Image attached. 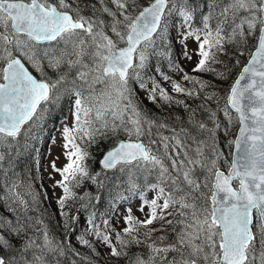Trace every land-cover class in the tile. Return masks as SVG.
<instances>
[{"label": "snow or ice", "instance_id": "1", "mask_svg": "<svg viewBox=\"0 0 264 264\" xmlns=\"http://www.w3.org/2000/svg\"><path fill=\"white\" fill-rule=\"evenodd\" d=\"M173 15L181 18L178 27L186 29L177 38L183 58L192 60L186 42L193 39L198 60L192 72L213 80L185 72L172 58L170 44L157 50V40L164 44L168 39ZM197 15L201 27L194 26ZM230 46L233 55L247 53V62L221 106L214 80L227 79L229 68L221 57L228 56ZM156 55L168 58L169 68L192 87L158 66L160 79L149 76L150 57ZM134 85L153 103L183 106L190 127L152 139L153 127L167 125L148 117L136 102ZM172 93L202 102L193 108ZM61 101L71 117L70 124L68 116L63 118L61 131L68 162L57 167V157L50 167L61 177L54 186L63 190L57 203L66 229L74 232L78 221L64 211L68 202L87 201L81 204L84 210L91 202L88 193L78 197L73 189L85 179L104 187L99 173L90 174L86 164L92 144L127 135L100 163L104 170L127 175L131 195L137 194L136 172H157V182L147 185L156 195L148 200L139 192L138 210L149 209L144 219L128 208L123 228L117 231L106 220L111 231H101L95 212L89 213L76 237L79 244L97 257L98 246L106 247L109 260L124 264H264V0H204L203 8L193 6V0H0V264H61L69 252L97 264L82 256L69 237L67 243L57 241L46 226L37 227L43 221L30 213L40 203V193L32 183L18 181L12 167L10 153L23 127L28 124L30 132L49 106ZM212 101L215 110L209 107ZM197 110L207 122L195 118ZM234 124L239 127L228 141L232 160L225 161V171L218 163L224 157L217 135H227ZM153 145L162 146L163 154H156Z\"/></svg>", "mask_w": 264, "mask_h": 264}, {"label": "rangeland", "instance_id": "2", "mask_svg": "<svg viewBox=\"0 0 264 264\" xmlns=\"http://www.w3.org/2000/svg\"><path fill=\"white\" fill-rule=\"evenodd\" d=\"M141 2L146 3V0H141ZM197 4H199L203 8L204 0H193V6H195ZM205 11H206V9H205ZM197 18L199 19V15H197ZM169 26H170V24L168 21V28H169ZM185 30L186 29H184V28H179L177 31V38H178V33L185 31ZM158 41L159 40H157V42ZM186 43H187L188 52L190 55H192V60H186L183 58V56H182L183 46L177 42L178 53H179V62H178L179 65L184 69L185 72H187L190 75L197 76V77L205 79V80H213L214 78L209 76V75H204V74L192 72V69L195 66V63L198 60V57L196 55L197 43L193 39H189ZM228 51H229L228 56H232L235 61L237 59H239L240 62H243L247 56V53H245L244 56L233 55V47H231V46L229 47ZM221 59L225 60L226 57H221ZM157 60L160 61L159 66H161V71L163 73H166V74L172 76V78L174 80H176L177 82L181 83L182 85H184L186 87H187V85L189 88L192 87V85L190 83H187L182 79L181 74L179 72H176L174 69L169 68L168 58H165V59L159 58ZM33 74L37 75L35 72H33ZM148 75L149 76H156L157 79H160V76L157 72H155L153 74L151 72H148ZM226 80H223V81L214 80V82L217 84L216 93H217V96L219 97V103L221 106H223V104L225 103V98H226L225 97ZM149 87H150V84H149ZM164 87L167 88L169 92H171V84L170 83L165 82ZM134 88H135L136 95H137V101L136 102L146 112L148 117L150 119L155 120L158 123H163V124L167 125L166 128L157 129V128L153 127L152 128V136H151L152 139L159 140L160 134H162L164 136L171 137L173 135L171 129H173V128H175L177 131H179V129L181 127H183V128H189L190 127V125L188 123L189 113L184 109L183 106H181L182 109L177 114L173 113L171 110V105L175 104V103L168 104V103L164 102L165 108H163V110L161 112H159L158 110H153L151 107L152 101H150L147 98V92L140 90L137 85H134ZM205 94H207V93H205ZM172 95L177 100H185L186 103L191 105L193 108H197V105H199L202 102L199 99L184 98L182 94L172 93ZM61 105L63 106V109L66 111L67 116L69 117V124H70L71 117H70L69 112H68V106L64 101H61L60 105H58V106H53L52 109H53V111L58 110ZM50 107L51 106H49V109H50ZM209 107L212 108L213 110H215L216 109V101H212L209 104ZM38 112H39V109H38ZM196 113L198 115L195 117L197 120H204L205 122H207V116L206 115H204L203 118H200L198 111ZM219 118H220L222 124L225 127H228L227 121L225 120L222 112L219 113ZM41 122H42V120L37 121L36 125L34 127H32L31 131L36 129V128H39L41 126ZM29 124H31V122H29ZM211 126L212 125L209 123V127H211ZM238 126H239L238 124H234V125L230 126L227 135H225L223 131L218 132V135H217L218 145H217V147H218V150L223 153V157H224L223 159H221L218 162L219 166L222 170H227L228 163H226L225 161H228V162L231 161V154L230 153L232 150L228 147V141L234 139L235 134H236L237 129H238ZM62 127H63V119L59 120V122L53 127L52 135L47 136L45 138V143H46V147H47V156H46V161L44 164V168H45L44 176H45L47 183H48V185L51 189V192H52V196H53L51 198L52 201H58V199L63 195V190L60 187L54 186L55 181L60 180L61 177L57 173H54L52 171V169L50 167V162L52 160L56 159L57 157H59V160L57 161V167H63L68 162L67 158L63 154L64 153V149H63L64 141H63V138L61 136ZM28 129H29V127H28ZM203 135L206 137L207 134H203ZM127 139H128L127 135H125L123 133H119L117 136H112V137L105 138L102 140L103 141H109L111 143H116L119 140H127ZM142 139L144 140L145 143H147L146 137H144ZM181 139H184L183 135H181ZM187 143L191 146V148L195 147V145L192 144V142L190 140L187 141ZM152 147H153V150L156 152V154H158V155L163 154L162 146L153 145ZM173 155H174V153H173ZM190 155H194V153H192L191 150H190ZM166 163H168V162L166 161ZM86 164H87L88 171L90 172V174L95 176L97 173H99V176L97 177V179L113 180L114 188H116V187L118 188L120 186L121 182H123V187L128 189V183H127L128 177L125 173H120L117 170H113L110 172H103L101 170L96 171V169L93 166L92 160L86 162ZM168 166L171 167L170 163H168ZM7 167H8V164H7V161H5V168H7ZM196 175L201 180H203V173L199 168H197ZM135 176H136V184L138 185L137 194L131 195L129 193L127 195V196H130L129 200L124 201L123 203L116 202V204L114 205L115 207L111 208V211L113 212V214H111V217L108 220V224L110 226H114L117 231H119L121 228H123L125 226L123 217L126 215V209H128V208L132 209L131 214L134 217H138L140 219L145 218V213H147L149 211V209L147 207H145L143 213L138 210L139 207L141 206V198L139 195L140 191H143L145 193V197L148 200H151L153 198V196L156 195V192L149 190L147 187L148 184L157 182L156 170H151L150 173H148V172H136ZM37 177H38L37 174L28 173L26 175H18V176L16 175L15 178H18V181H22L25 185L28 183H32L33 188L37 189L41 186L39 180H37ZM117 178H119V179H117ZM23 190L24 189L22 188L21 191H23ZM73 191L75 192L74 189H73ZM85 193L89 194V197L91 200L90 205L92 207H105L106 206L105 204H103V202H105V201L102 198V194L98 190H95L94 193H91V191L86 190L84 188H81V192L79 194H76V195L77 196H83V195H85ZM97 196H100L101 199L97 200L96 199ZM83 202L86 203L87 201H83ZM64 211L68 212L69 216H77L78 221L76 224H74L72 226L73 228H75L74 232L70 231L69 229H66L64 227L65 219L61 215L60 207H58L57 216H56V219H57L56 225L58 226L57 231L61 232V234L59 237H56L55 236L56 231H54L55 232L54 237L57 239V241H64L65 243H67V240H65V237H68V235L70 234L71 235L70 240H71L72 246H74L81 253L82 256H91L92 259L97 262V264H124L123 260H116V259L109 260L107 257V248L106 247L98 246V251L100 252L101 255H100V257H97L93 253H91V251L88 247L79 244L76 237L83 231V229L85 227L86 216L84 214H81L79 211H70L67 207H65ZM33 217L39 218L36 215H34ZM169 219H172V217H169ZM95 223L97 224L96 220H95ZM97 225L100 227L101 231H111V229L109 227H106L105 224H103V223L102 224L100 223ZM87 238L93 239L92 237H87ZM113 243H116L114 238H113ZM85 250H87L86 253H85ZM60 259H61V264H71L72 260H76L77 264H86V262L84 260H82L78 256H75L72 252H69L66 257H61Z\"/></svg>", "mask_w": 264, "mask_h": 264}, {"label": "trees", "instance_id": "3", "mask_svg": "<svg viewBox=\"0 0 264 264\" xmlns=\"http://www.w3.org/2000/svg\"><path fill=\"white\" fill-rule=\"evenodd\" d=\"M180 23H181V18L176 15H173L171 18H169L170 26L168 28V34H167L168 39L164 42V44H161L160 41L157 42L158 51H163L164 48L167 47L168 44H170L172 58L177 62H179L177 31L180 28L178 27ZM174 25H176V27H174ZM194 26L195 27L201 26L198 18L194 22ZM159 58L165 59L166 57L161 55L151 56L149 62V68L147 70L148 72H151L152 74L155 73L156 66H158L161 70V66H159L160 61L157 60ZM225 62L227 63L229 68V72L226 74L227 75L226 93H225V97H226L229 86L233 83V81L236 79L237 75L239 74L240 70L247 62V56L243 62H240V64L237 65L235 64V60L232 56H227ZM183 97L186 98L184 95ZM52 107L53 106H51L48 113H46L45 118L42 120L41 126L39 128H36L29 132L28 131L29 125L25 126V128L22 130L21 135L17 138L16 149L11 151L10 155L13 161L12 167L17 176L26 175L28 173H33L38 175L37 180H39L41 186L35 189V191L40 193V203L35 206L36 210L31 212L30 215L31 216L36 215L43 221V225H38L37 227L46 226L47 230L52 236H54L55 233L54 231H56L55 236L59 237L61 232L57 231L58 226L56 225V221H57L56 216L59 205L57 201H52L51 199L53 197L52 192L44 176V170H45L44 164L47 156V147L45 143V138L47 136L52 135L53 127L59 122V120L67 116V113L63 109L62 105L58 110L55 111H53ZM151 107L153 110H158L159 112H161L163 108H165L164 101L158 100L155 103L152 102ZM181 109L182 108L180 105L177 104L171 105V110L175 114H177ZM197 111L200 115V118H203L204 114L202 113V111L200 110ZM196 116H198L197 113ZM33 137H37V139H33ZM116 143L99 140L97 143L92 144L90 147H88V152L90 153V156L86 162L92 160L93 166L96 169V171L99 170L103 171L99 165L100 158L103 156V154L106 151L111 149ZM25 145H27V147H25ZM17 152L19 153V155H17ZM98 180L104 184L103 188L99 187L98 184L93 183L91 180L85 179L81 183L80 187L74 188V190L76 194H79L81 192V188L89 190L91 191V193H94L95 190H98L102 194V198L105 201L103 202V204L106 205L105 207H92L89 204L87 210H84L81 209V204L85 202L80 200H76V201L70 200L68 202L69 206L66 207L70 211H79L81 214H84L86 218L89 213L95 212L96 214L95 220L97 221V224L100 223L105 224L104 221L106 220L108 221L111 217V214H113L111 208L115 207L114 205L116 204V202L119 203L124 202L119 200V197L127 196L129 192L126 188L123 187V182H121L118 188L117 187L114 188L113 180H101V179ZM68 237L70 238L71 235L69 234ZM86 252L87 250H85V253Z\"/></svg>", "mask_w": 264, "mask_h": 264}, {"label": "water", "instance_id": "4", "mask_svg": "<svg viewBox=\"0 0 264 264\" xmlns=\"http://www.w3.org/2000/svg\"><path fill=\"white\" fill-rule=\"evenodd\" d=\"M240 71H241V70H240ZM238 75H239V74H238ZM238 75H237V76H238ZM26 125H27V124H26ZM26 125H25V126H26ZM25 126H24V127H25ZM24 127H23V128H24ZM238 127H239V126H238ZM22 130H23V129H22ZM237 131H238V129H237ZM236 133H237V132H236ZM117 143H118V142H117ZM117 143H116V144H117ZM116 144H115V146H116ZM115 146H113V147H115ZM113 147H112V148H113ZM112 148H111V149H112ZM111 149H109V150H111ZM109 150H108V151H109ZM108 151H106V152L103 154V156H104ZM103 156L100 158V161L102 160ZM231 160H232V157H231ZM100 161H99V165H100V168H101L103 171H105V172H110V171H112V170H104V169L102 168V165H101Z\"/></svg>", "mask_w": 264, "mask_h": 264}]
</instances>
